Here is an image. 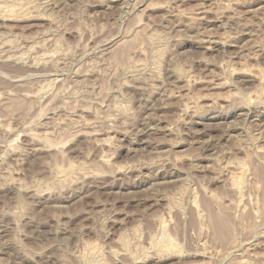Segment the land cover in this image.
Instances as JSON below:
<instances>
[{"label":"rangeland","instance_id":"rangeland-1","mask_svg":"<svg viewBox=\"0 0 264 264\" xmlns=\"http://www.w3.org/2000/svg\"><path fill=\"white\" fill-rule=\"evenodd\" d=\"M0 264H264V0H0Z\"/></svg>","mask_w":264,"mask_h":264},{"label":"bare ground","instance_id":"bare-ground-1","mask_svg":"<svg viewBox=\"0 0 264 264\" xmlns=\"http://www.w3.org/2000/svg\"><path fill=\"white\" fill-rule=\"evenodd\" d=\"M207 39V38H206ZM213 41V40H212ZM211 42V41H210ZM212 43V42H211ZM263 151V150H262ZM70 167V166H69ZM65 172V171H64ZM59 176V175H58ZM235 177V176H234ZM234 177L232 178V180H231V182H232V184L233 185H237L238 183H239V181L238 180H236V178L234 179ZM167 245H169V243L167 244ZM170 246V245H169ZM91 249H93V248H91ZM95 250V248L93 249V251ZM95 252V251H94ZM91 253H93L92 252V250H91Z\"/></svg>","mask_w":264,"mask_h":264}]
</instances>
